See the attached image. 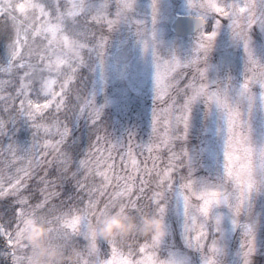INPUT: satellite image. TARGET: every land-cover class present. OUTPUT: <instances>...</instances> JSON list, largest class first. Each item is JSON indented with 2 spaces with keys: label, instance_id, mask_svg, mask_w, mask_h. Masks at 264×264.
<instances>
[{
  "label": "snow or ice",
  "instance_id": "6c2138e0",
  "mask_svg": "<svg viewBox=\"0 0 264 264\" xmlns=\"http://www.w3.org/2000/svg\"><path fill=\"white\" fill-rule=\"evenodd\" d=\"M178 10L190 19L169 10L172 38L163 0H0V264H28L37 213L79 264H264V0ZM222 34L229 70L213 74ZM128 71L155 100L144 143L106 133L91 87ZM134 147L166 166L141 167ZM115 207L161 216L166 234L90 242L87 224Z\"/></svg>",
  "mask_w": 264,
  "mask_h": 264
},
{
  "label": "rangeland",
  "instance_id": "374dc122",
  "mask_svg": "<svg viewBox=\"0 0 264 264\" xmlns=\"http://www.w3.org/2000/svg\"><path fill=\"white\" fill-rule=\"evenodd\" d=\"M183 5V0H163L165 18L162 21V29L169 37L175 38L177 35L171 27L168 18L169 10L176 9L175 16L183 14L178 9ZM117 40L123 41V36H117ZM6 42L0 45V59H3L6 53ZM229 50V38L222 34L217 40V46L212 53L211 63L214 65L213 74L219 72L221 74L229 70L227 62V51ZM136 62H139L137 55ZM235 71V68L232 69ZM95 89V100L97 106L102 107L101 120L103 122L106 133L117 140H126L132 135L137 143L147 142L152 133L153 111L155 100L150 85L140 86L139 82L134 78L131 71L125 72L121 79L105 85L103 88L91 86ZM91 132L92 126L88 125ZM94 135V133H93ZM191 144H195V139H190ZM136 158L141 162V167L146 161L148 166L153 164V158L159 156L155 160L158 168H164L167 164V153L164 151L154 152L152 158L146 149H133ZM115 155V154H114ZM101 170H105L103 167ZM114 171L119 175L132 174L130 161L122 163L119 156L115 160ZM96 182L100 183V178H96Z\"/></svg>",
  "mask_w": 264,
  "mask_h": 264
},
{
  "label": "clouds",
  "instance_id": "9594fccd",
  "mask_svg": "<svg viewBox=\"0 0 264 264\" xmlns=\"http://www.w3.org/2000/svg\"><path fill=\"white\" fill-rule=\"evenodd\" d=\"M166 231L167 222L161 216L146 209L133 214L120 207L99 210L86 226L90 242L97 238L112 239L133 233L164 235ZM24 235L30 246L28 264H79L78 251L52 230L44 214L27 217ZM242 259L251 264L250 258Z\"/></svg>",
  "mask_w": 264,
  "mask_h": 264
},
{
  "label": "water",
  "instance_id": "95a60500",
  "mask_svg": "<svg viewBox=\"0 0 264 264\" xmlns=\"http://www.w3.org/2000/svg\"><path fill=\"white\" fill-rule=\"evenodd\" d=\"M177 18L190 19V17H185V16H183V15H179V16H177ZM171 27H172V29L174 30V32L178 35V33L176 32V30H175V28L173 27V24H172V23H171Z\"/></svg>",
  "mask_w": 264,
  "mask_h": 264
}]
</instances>
